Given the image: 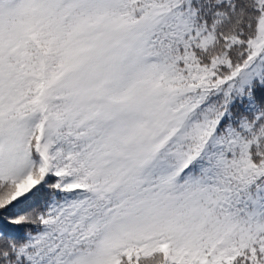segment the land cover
Wrapping results in <instances>:
<instances>
[{
  "label": "snow or ice",
  "instance_id": "obj_1",
  "mask_svg": "<svg viewBox=\"0 0 264 264\" xmlns=\"http://www.w3.org/2000/svg\"><path fill=\"white\" fill-rule=\"evenodd\" d=\"M0 264H264V0H0Z\"/></svg>",
  "mask_w": 264,
  "mask_h": 264
},
{
  "label": "trees",
  "instance_id": "obj_2",
  "mask_svg": "<svg viewBox=\"0 0 264 264\" xmlns=\"http://www.w3.org/2000/svg\"><path fill=\"white\" fill-rule=\"evenodd\" d=\"M42 207H43L42 203H41V204H38V205H37V211L42 210Z\"/></svg>",
  "mask_w": 264,
  "mask_h": 264
}]
</instances>
